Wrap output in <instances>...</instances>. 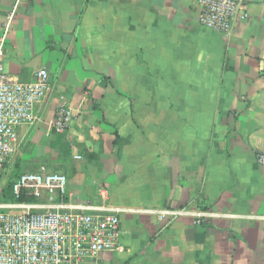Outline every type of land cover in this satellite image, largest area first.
Instances as JSON below:
<instances>
[{
  "label": "crops",
  "instance_id": "obj_1",
  "mask_svg": "<svg viewBox=\"0 0 264 264\" xmlns=\"http://www.w3.org/2000/svg\"><path fill=\"white\" fill-rule=\"evenodd\" d=\"M236 1L226 36L197 0H0L5 72L51 76L22 160L119 212L96 264H264V0Z\"/></svg>",
  "mask_w": 264,
  "mask_h": 264
},
{
  "label": "built area",
  "instance_id": "obj_2",
  "mask_svg": "<svg viewBox=\"0 0 264 264\" xmlns=\"http://www.w3.org/2000/svg\"><path fill=\"white\" fill-rule=\"evenodd\" d=\"M197 6L202 27L231 34L240 2L197 0ZM13 17V13L8 17L0 40V264H96L103 253L123 251L119 212L108 207L105 189L99 190V203H73L68 178L42 166L13 181L15 202L3 199L21 166V130L36 122L35 108L47 98L51 86L46 69L35 72L30 82L5 72L1 58ZM70 118L66 107L59 106L52 123L54 132L63 134ZM259 162L264 166V156ZM171 214L176 217L183 212Z\"/></svg>",
  "mask_w": 264,
  "mask_h": 264
},
{
  "label": "trees",
  "instance_id": "obj_3",
  "mask_svg": "<svg viewBox=\"0 0 264 264\" xmlns=\"http://www.w3.org/2000/svg\"><path fill=\"white\" fill-rule=\"evenodd\" d=\"M21 167V166H20ZM20 167L17 168V170L15 171L14 175L11 177V181L8 183L5 191H4V201L6 202H15L12 194H11V189H12V185H13V181H15L16 179H18L22 173L20 171Z\"/></svg>",
  "mask_w": 264,
  "mask_h": 264
},
{
  "label": "rangeland",
  "instance_id": "obj_4",
  "mask_svg": "<svg viewBox=\"0 0 264 264\" xmlns=\"http://www.w3.org/2000/svg\"><path fill=\"white\" fill-rule=\"evenodd\" d=\"M32 163L31 162H24L23 160H22V162H21V167H20V171H21V173H26V172H29V171H31V170H33V171H36V167H34V169H32ZM54 170H56L57 172H62L61 171V169H54Z\"/></svg>",
  "mask_w": 264,
  "mask_h": 264
}]
</instances>
